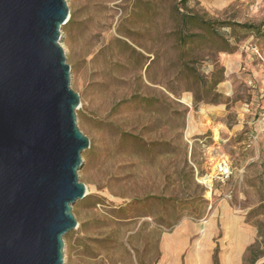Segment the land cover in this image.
<instances>
[{
  "label": "rangeland",
  "instance_id": "374dc122",
  "mask_svg": "<svg viewBox=\"0 0 264 264\" xmlns=\"http://www.w3.org/2000/svg\"><path fill=\"white\" fill-rule=\"evenodd\" d=\"M67 2L61 44L91 148L65 264H159L171 224L218 214L222 237L224 208L258 232L244 264H264V0ZM176 6L218 36L195 29L180 43ZM190 119L209 129L190 135Z\"/></svg>",
  "mask_w": 264,
  "mask_h": 264
},
{
  "label": "water",
  "instance_id": "95a60500",
  "mask_svg": "<svg viewBox=\"0 0 264 264\" xmlns=\"http://www.w3.org/2000/svg\"><path fill=\"white\" fill-rule=\"evenodd\" d=\"M67 0H0V264H65L90 139L61 44Z\"/></svg>",
  "mask_w": 264,
  "mask_h": 264
},
{
  "label": "crops",
  "instance_id": "0c3cea01",
  "mask_svg": "<svg viewBox=\"0 0 264 264\" xmlns=\"http://www.w3.org/2000/svg\"><path fill=\"white\" fill-rule=\"evenodd\" d=\"M209 111L213 116L222 113L221 109L215 106ZM208 129L205 122L197 124L194 120L189 121L190 135L205 134ZM219 131L224 129L220 128ZM203 209L201 206V211ZM196 213L199 212L196 211ZM203 216L201 212L195 219L191 218L192 216L180 219L174 225L175 229L172 232L164 234L159 264H214L218 247L224 248L220 256V264H244L248 249L255 243L257 230L246 226L239 217L232 215L227 208H224L223 216H221L224 234L220 237L218 229L220 215L214 214L206 221L208 224L205 221L204 223L199 221Z\"/></svg>",
  "mask_w": 264,
  "mask_h": 264
},
{
  "label": "trees",
  "instance_id": "16d2710c",
  "mask_svg": "<svg viewBox=\"0 0 264 264\" xmlns=\"http://www.w3.org/2000/svg\"><path fill=\"white\" fill-rule=\"evenodd\" d=\"M174 11L180 16V19H181V24H180V29H179L180 43H183V40L186 39L187 33L192 32V30H195V29L206 30L209 34L211 33L213 35L218 36L217 30L215 28V24H213L211 21L205 20L204 18H201V17L189 16L187 14H184L182 13L181 8H179L178 6L174 8ZM241 27L250 29V30L252 29V26L244 25ZM189 37L190 39L196 38L197 34L190 33ZM169 201L177 202V200H173V199H170ZM177 204H179V202H177ZM179 220L180 219H177V221L171 224V226L173 227ZM253 250H254V246H251L248 249V253H253ZM214 264H218L216 253L214 256Z\"/></svg>",
  "mask_w": 264,
  "mask_h": 264
},
{
  "label": "bare ground",
  "instance_id": "6f19581e",
  "mask_svg": "<svg viewBox=\"0 0 264 264\" xmlns=\"http://www.w3.org/2000/svg\"><path fill=\"white\" fill-rule=\"evenodd\" d=\"M204 111V110H203ZM217 128V127H216ZM220 128V127H219ZM221 134L222 131H217L216 135H215V139L219 141L218 138H221ZM216 171L223 173V174H228V165L226 164V162H221L218 161L217 165H216ZM217 172V173H218ZM201 181L208 186V188L212 189L213 185H214V176H206L205 178L201 179Z\"/></svg>",
  "mask_w": 264,
  "mask_h": 264
},
{
  "label": "built area",
  "instance_id": "2783aa9c",
  "mask_svg": "<svg viewBox=\"0 0 264 264\" xmlns=\"http://www.w3.org/2000/svg\"><path fill=\"white\" fill-rule=\"evenodd\" d=\"M261 116H262V120H263L262 122L264 124V108L262 109V115ZM225 175H227V174H225Z\"/></svg>",
  "mask_w": 264,
  "mask_h": 264
}]
</instances>
